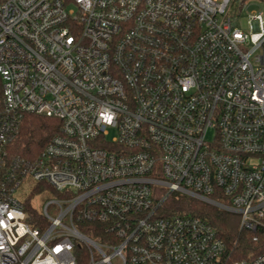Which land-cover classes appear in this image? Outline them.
Here are the masks:
<instances>
[{
    "label": "built area",
    "instance_id": "2783aa9c",
    "mask_svg": "<svg viewBox=\"0 0 264 264\" xmlns=\"http://www.w3.org/2000/svg\"><path fill=\"white\" fill-rule=\"evenodd\" d=\"M232 1L0 0V264H264L166 211L186 196L264 223V9L245 30ZM25 114L60 122L29 158L10 146Z\"/></svg>",
    "mask_w": 264,
    "mask_h": 264
},
{
    "label": "trees",
    "instance_id": "16d2710c",
    "mask_svg": "<svg viewBox=\"0 0 264 264\" xmlns=\"http://www.w3.org/2000/svg\"><path fill=\"white\" fill-rule=\"evenodd\" d=\"M249 1L233 0L231 6L236 4L240 15ZM259 1L264 8V0ZM3 107L2 79L0 77V112ZM59 127L60 122L56 119L34 114L23 115L16 123V131L10 145L12 154L28 158L38 154L45 147L51 136L58 132ZM39 187L40 192L47 190L53 195L59 196L46 183H41ZM166 211L196 215L213 225L224 240L233 259L264 256V223L255 232L241 229L238 215L186 196L178 198L174 196L173 200L168 203ZM27 221L36 227L43 228L47 225L44 217H27ZM91 226L94 228V236L103 229V225L99 223L91 224Z\"/></svg>",
    "mask_w": 264,
    "mask_h": 264
},
{
    "label": "rangeland",
    "instance_id": "374dc122",
    "mask_svg": "<svg viewBox=\"0 0 264 264\" xmlns=\"http://www.w3.org/2000/svg\"><path fill=\"white\" fill-rule=\"evenodd\" d=\"M247 4H249L248 8L244 10L240 15L238 14L236 4H233L230 7L229 14L233 18L234 24L239 26L242 29L248 30L247 16L250 11H261L263 10V5L259 0H250ZM214 132L211 131L208 134V138H212ZM34 183L31 181H27L25 187L22 189L23 194L20 195L21 199H25L31 188H33ZM26 194V195H25ZM57 198V196L53 195L49 191L41 192L32 199V206L39 211H44V206L49 200H53ZM52 213V211H51Z\"/></svg>",
    "mask_w": 264,
    "mask_h": 264
}]
</instances>
